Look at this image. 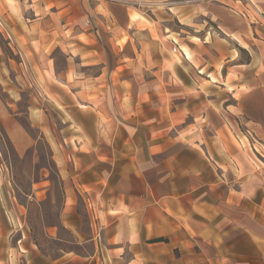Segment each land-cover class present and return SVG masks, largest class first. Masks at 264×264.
<instances>
[{
	"label": "crops",
	"instance_id": "obj_1",
	"mask_svg": "<svg viewBox=\"0 0 264 264\" xmlns=\"http://www.w3.org/2000/svg\"><path fill=\"white\" fill-rule=\"evenodd\" d=\"M167 3L0 0L22 58L0 80L37 83L62 123L43 129L72 239L20 252L0 232V264H264V0ZM18 114L0 98L24 147Z\"/></svg>",
	"mask_w": 264,
	"mask_h": 264
},
{
	"label": "rangeland",
	"instance_id": "obj_2",
	"mask_svg": "<svg viewBox=\"0 0 264 264\" xmlns=\"http://www.w3.org/2000/svg\"><path fill=\"white\" fill-rule=\"evenodd\" d=\"M125 1L138 9L151 11L157 9L164 12L170 9L167 2L171 0ZM0 47V63H3L4 68L7 66L5 60L8 57L22 61L20 54H17L1 32ZM25 69L27 70V67ZM26 73L28 74V71ZM9 74L14 78L11 71ZM6 76L7 80H0V98L10 112L13 110L19 113L17 119L29 134L31 144L24 147L17 146L0 117V190L4 202L5 222L3 226L0 225V232L5 235L14 234L20 252H26L29 248H39L45 253L57 255L62 247L72 246L70 243L72 239L67 231H61L59 228L63 189L47 140V136L52 134L48 132L46 135L43 128L44 125L51 126L55 129L54 134L59 136L62 123L58 113L51 109L48 103L44 104L45 98L39 93L43 92V89L37 83L27 80L13 81L8 78V72ZM41 83L43 85V82ZM12 87L16 88L19 98L14 107L8 105L12 103L9 97ZM33 99L43 105L45 113H42V117L45 121L37 119L35 123L33 120L28 110ZM44 189L47 191L44 192ZM10 244L11 242L4 241L5 252Z\"/></svg>",
	"mask_w": 264,
	"mask_h": 264
},
{
	"label": "built area",
	"instance_id": "obj_3",
	"mask_svg": "<svg viewBox=\"0 0 264 264\" xmlns=\"http://www.w3.org/2000/svg\"><path fill=\"white\" fill-rule=\"evenodd\" d=\"M0 32L7 38L9 44L11 45L13 36L11 32L8 30V28L5 25V21L0 17Z\"/></svg>",
	"mask_w": 264,
	"mask_h": 264
}]
</instances>
